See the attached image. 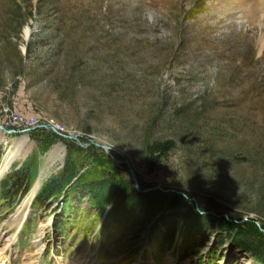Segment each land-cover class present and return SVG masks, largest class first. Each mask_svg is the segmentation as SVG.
Wrapping results in <instances>:
<instances>
[{
	"label": "rangeland",
	"instance_id": "rangeland-1",
	"mask_svg": "<svg viewBox=\"0 0 264 264\" xmlns=\"http://www.w3.org/2000/svg\"><path fill=\"white\" fill-rule=\"evenodd\" d=\"M236 2L0 0V177L27 170L30 189L15 216L0 197L1 235L73 169L12 264L40 237L33 264H264V53ZM107 209L121 219L98 233Z\"/></svg>",
	"mask_w": 264,
	"mask_h": 264
},
{
	"label": "trees",
	"instance_id": "trees-1",
	"mask_svg": "<svg viewBox=\"0 0 264 264\" xmlns=\"http://www.w3.org/2000/svg\"><path fill=\"white\" fill-rule=\"evenodd\" d=\"M67 168L69 167L66 166L65 169L67 170ZM72 170L73 169H71L70 172L62 173L63 175L50 179L49 182H47V184L44 186V189L42 193L39 194V196L37 192L34 200V205L36 206L41 205L50 195H52L53 193L54 194L58 193L68 183L66 181L67 178H69V176L73 174ZM28 188H29V174L27 170L26 171L19 170L18 172L9 174L0 182V191H1L0 193L3 198H6L10 201L9 202L11 203L10 205H14V203L17 202V199L22 197L26 193ZM68 210L67 208L62 209L57 214L56 218L59 221V227L61 226L63 221L62 217H65L67 215ZM120 213L121 212L119 211V209L115 212L109 209L105 218V222H107L109 219L113 220L114 222L117 221L118 219H121ZM171 225L172 223H170L169 228H167L168 232L165 235V240L168 241L172 239L173 226ZM187 231L190 232V229L188 228Z\"/></svg>",
	"mask_w": 264,
	"mask_h": 264
},
{
	"label": "bare ground",
	"instance_id": "bare-ground-1",
	"mask_svg": "<svg viewBox=\"0 0 264 264\" xmlns=\"http://www.w3.org/2000/svg\"><path fill=\"white\" fill-rule=\"evenodd\" d=\"M252 4V3H251ZM251 4H249L247 7H246V9H245V11L246 10H248L247 12V14L249 15V16H251L252 15V17H253V19H252V21L251 22H249V25H246V24H244V23H242L241 21H239V26L241 27V31L242 32H246V31H248V30H250V29H252V28H255L256 27V29H257V31L253 34V36H252V43L257 47V49L261 52V53H264V2H261V4H256L255 6L254 5H252V6H254V7H252V6H250ZM250 6V7H249ZM256 6H258V7H256ZM257 8V9H256ZM259 8V9H258ZM246 16V15H245ZM242 17H240V18H238V19H236V21L237 20H239V19H241ZM245 35V34H244ZM243 39V38H242ZM255 47V48H256ZM259 51H258V53H259ZM1 129V128H0ZM22 145V144H21ZM19 147L20 146H16V148H15V151L16 152H14L13 150H9V152L7 153V158L9 157V159H8V161H7V158H6V160H5V165L4 166H2V168H6L7 167V165H9L8 163H9V161L11 160V158H13V156L19 151ZM7 161V162H6ZM5 173V172H4ZM34 192H35V190L34 189H32V191H31V193H30V195H28L26 198H25V207L23 208V209H21V210H18V211H20L21 213H22V210H23V212H25L26 211V208L28 207V205L30 204V202H31V196L34 194ZM23 204V202L20 204V206ZM19 206V207H20ZM18 207V208H19ZM23 207V206H22ZM16 213H18V212H16ZM14 216H15V213L13 214ZM22 215V214H21ZM19 216V215H18ZM24 217V216H23ZM23 217H20V219H21V221H20V224H18L19 225V228H20V225H21V222H22V220H23ZM10 225V224H9ZM16 225H17V223H16ZM19 228H18V230H19ZM2 234V232L0 233V257H1V264H9V263H11V260H10V258H8V246H10V244L13 242V241H15L16 240V236H17V233H16V235H12V236H8V237H3V235H1ZM39 236H40V234H39ZM6 238V239H5ZM41 238V237H40ZM40 238H39V240H37L36 239V241H35V247H36V251L34 252V253H32V254H29L27 257H26V264H33V262H34V260L36 259V257L39 255V254H41V252H42V249H41V247L42 246H40L41 245V243H40ZM5 240H8V243L7 242H5ZM38 241V243L36 244V242ZM10 257V256H9ZM3 259V260H2Z\"/></svg>",
	"mask_w": 264,
	"mask_h": 264
},
{
	"label": "built area",
	"instance_id": "built-area-1",
	"mask_svg": "<svg viewBox=\"0 0 264 264\" xmlns=\"http://www.w3.org/2000/svg\"><path fill=\"white\" fill-rule=\"evenodd\" d=\"M10 116H8V120L4 123V125L6 127H11L12 129H17L19 130L20 128L23 129V128H30L32 126H34L36 124V120H25L23 123L22 121H20V118L17 116V114H14V113H11L9 114ZM22 123V124H20ZM54 129V128H53ZM56 132L60 133L58 130H61L63 131V127L61 125H58L55 129H54Z\"/></svg>",
	"mask_w": 264,
	"mask_h": 264
}]
</instances>
